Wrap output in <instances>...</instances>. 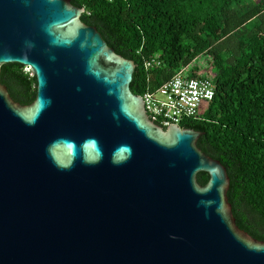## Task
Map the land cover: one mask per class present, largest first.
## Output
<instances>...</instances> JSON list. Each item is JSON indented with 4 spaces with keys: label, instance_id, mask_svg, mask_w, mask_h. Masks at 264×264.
<instances>
[{
    "label": "water",
    "instance_id": "obj_1",
    "mask_svg": "<svg viewBox=\"0 0 264 264\" xmlns=\"http://www.w3.org/2000/svg\"><path fill=\"white\" fill-rule=\"evenodd\" d=\"M84 12L0 0V76L17 63L37 79L28 105L0 81V264H264L203 132L156 123L136 62Z\"/></svg>",
    "mask_w": 264,
    "mask_h": 264
},
{
    "label": "trees",
    "instance_id": "obj_2",
    "mask_svg": "<svg viewBox=\"0 0 264 264\" xmlns=\"http://www.w3.org/2000/svg\"><path fill=\"white\" fill-rule=\"evenodd\" d=\"M71 2L109 46L136 62L134 94L156 90L185 67L214 79L207 110L180 126L203 132L198 147L227 167L237 225L264 241V0ZM155 57L161 65L147 68ZM0 81L15 101L36 99L37 79L26 67L4 65ZM209 178L198 174L201 185Z\"/></svg>",
    "mask_w": 264,
    "mask_h": 264
},
{
    "label": "built area",
    "instance_id": "obj_3",
    "mask_svg": "<svg viewBox=\"0 0 264 264\" xmlns=\"http://www.w3.org/2000/svg\"><path fill=\"white\" fill-rule=\"evenodd\" d=\"M153 58L147 68L160 66ZM32 74L30 68H26ZM190 67L180 70L174 77L154 91L142 95L148 114L163 126H180L183 122L202 115L216 94L214 79L202 74L191 76Z\"/></svg>",
    "mask_w": 264,
    "mask_h": 264
},
{
    "label": "rangeland",
    "instance_id": "obj_4",
    "mask_svg": "<svg viewBox=\"0 0 264 264\" xmlns=\"http://www.w3.org/2000/svg\"><path fill=\"white\" fill-rule=\"evenodd\" d=\"M201 63H203L202 61H200Z\"/></svg>",
    "mask_w": 264,
    "mask_h": 264
}]
</instances>
